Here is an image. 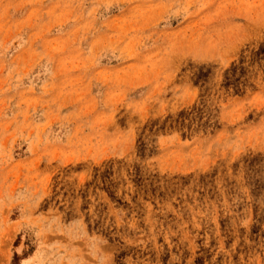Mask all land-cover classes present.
Instances as JSON below:
<instances>
[{"label":"rangeland","instance_id":"rangeland-1","mask_svg":"<svg viewBox=\"0 0 264 264\" xmlns=\"http://www.w3.org/2000/svg\"><path fill=\"white\" fill-rule=\"evenodd\" d=\"M0 264H264V0H0Z\"/></svg>","mask_w":264,"mask_h":264}]
</instances>
